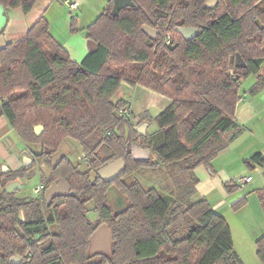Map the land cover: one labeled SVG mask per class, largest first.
I'll return each mask as SVG.
<instances>
[{"label":"trees","instance_id":"obj_1","mask_svg":"<svg viewBox=\"0 0 264 264\" xmlns=\"http://www.w3.org/2000/svg\"><path fill=\"white\" fill-rule=\"evenodd\" d=\"M38 1L0 0V5L27 14ZM208 1L133 0L134 7L113 16L114 0H109L87 28L97 48L81 63L53 38L45 18L0 50V119L22 143L40 147L30 148L29 166L0 168V264H244L228 222L208 200L193 202L182 193L125 182L140 170L173 166L188 176L190 186L184 189L193 195L199 183L195 169L212 171L218 152L242 132L236 120L241 81L257 75L251 92L264 88V0H218L212 9ZM144 26L157 34L148 35ZM178 27L198 28L199 34L186 41ZM70 31H79L77 20ZM122 83L171 100L151 120L155 134H139L129 103L115 99ZM39 126L44 130L37 134ZM67 138L79 143L87 170L67 156L54 160ZM212 142L211 151L203 153ZM137 143L154 157L138 158ZM120 159L126 170L118 179L105 183L98 177V170ZM245 164L252 171L263 167L264 156L257 153ZM39 165L49 171L39 196L5 191L11 182L32 177ZM59 179L71 192L48 203L46 191ZM112 186L128 202L119 213L108 200ZM239 187L225 184L228 194ZM256 193L264 208V188ZM89 203L96 220L89 216ZM247 203L245 196L232 210ZM103 224L113 235L112 255L92 256L89 238ZM256 248L264 263V236ZM13 258L22 260L12 263Z\"/></svg>","mask_w":264,"mask_h":264},{"label":"crops","instance_id":"obj_2","mask_svg":"<svg viewBox=\"0 0 264 264\" xmlns=\"http://www.w3.org/2000/svg\"><path fill=\"white\" fill-rule=\"evenodd\" d=\"M108 2L109 0H39L27 14L24 13L22 9H5L7 23L0 31V50L12 42L23 39L39 19L45 18L49 22V30L53 38L63 46L74 61L81 63L91 52L96 50L91 48V42L87 38V28L101 16ZM73 3L78 4L76 9L70 7ZM74 19L78 22L79 32L72 34L70 31L71 21ZM251 77H254L255 82H257V75ZM262 92L264 93V89ZM115 99H123L129 103L130 111L128 112L135 117L134 124L136 129L147 124L145 135H153L158 131L156 123L151 120L158 116L171 103V100L165 96L144 87H132L126 83H122L120 89L116 93ZM258 107L259 112L255 114V116L263 121L264 106L259 105ZM243 117L244 114H236V120L239 124ZM243 135L244 131H242L234 141L228 143L224 149L218 152L216 159L212 162V171L205 166L196 168L194 174L199 183L195 187V192L190 196L188 191L182 189V197H180H188L193 202L201 199L208 200L214 211L222 215L228 222L232 232L234 249L243 263L249 264V262H251L255 264L258 260L256 242L264 236V225H257V223H252L250 220L245 221L242 218L246 216L248 212L249 201L246 207L238 212H234L232 206L244 198L246 194L242 190L228 194L225 189L226 183L241 178L238 177L240 172L232 170V166L235 163L239 161L244 170L243 166L247 167L245 163L253 155L261 153L264 156V149L262 148L249 149L248 152H246V144H241V137H243ZM230 136L231 134L229 133L225 137V141H227ZM211 144H213V142ZM29 152L30 155L26 154ZM140 153L144 155L146 152L142 150ZM31 161V150L25 148L8 121L4 118L0 119L1 170L4 171L9 168L18 170L22 167L29 166ZM160 168L163 169L165 166L162 165ZM244 171L241 174H243ZM253 171L264 175V166H256ZM261 174L260 176H262ZM19 182L23 188L25 181L21 180ZM253 182L254 179L251 183ZM41 184L42 182L37 186ZM159 191L173 196L179 193L174 189L170 191L166 190L165 192L163 187H160ZM230 218H237L236 224L233 225Z\"/></svg>","mask_w":264,"mask_h":264},{"label":"rangeland","instance_id":"obj_3","mask_svg":"<svg viewBox=\"0 0 264 264\" xmlns=\"http://www.w3.org/2000/svg\"><path fill=\"white\" fill-rule=\"evenodd\" d=\"M72 22V21H71ZM79 28V25H78ZM79 32V31H78ZM71 57V56H70ZM73 60V58H71ZM258 82V81H257ZM254 77H250L246 80L241 81L240 86V93L243 97L241 101L238 104L236 114H244L243 119L240 120V126L242 127V131H244L243 137H241L242 145H245L246 152H248L249 149H258L262 148L264 149V123L261 119L257 118L255 114H258L259 112V105L264 106V93L261 89L257 91V93H252L251 90L253 86L256 85ZM44 130V127H43ZM253 133V134H252ZM248 142V144H247ZM25 148H40V147H30L27 144H24ZM213 144H207L202 152L208 153L211 151L212 147H214ZM134 154L140 157L141 159H148V157H154L152 153L142 147L137 143L134 145ZM141 150V151H140ZM142 150H144V155H142ZM140 151V152H139ZM28 152V151H27ZM250 153V152H249ZM30 155L29 153H26ZM142 155V156H140ZM63 156L69 157L72 161L75 162L79 166V168L83 171L87 170V164L85 161V155L83 154L82 148L80 147L79 143L76 141L67 138L63 141L59 152L54 156V160L57 161ZM243 157V156H242ZM235 161V160H234ZM244 170L242 169V164L235 163L232 166V170L235 172H240V175L238 177L242 176H252L254 179V182L250 185H247L246 187L240 186L239 189L236 191H243L247 197V200L249 203V209L246 214V216H243L242 218L245 221L250 220L252 223H257V225H264V208L260 202L259 196L256 193L255 189H261L264 188V175L261 173H256L252 170H250L248 167L243 166ZM178 169L176 167L170 166L168 168H160L157 170L153 169H143L138 171V173H134L133 175H130L126 177L125 182L127 184H132L134 182H139L141 185H143L145 188H157L158 190L160 187H163L166 190L174 189L175 191L181 193L183 191L182 189L188 188L189 185V178L186 175H182L177 171ZM244 171L243 174H241ZM33 176L23 178L22 180L25 181V185L22 189L19 190L20 197H26L31 198L35 197L33 194V188L37 186L42 181L43 175H48L49 171L48 168L45 165H39L32 169ZM260 174L262 176H260ZM238 182V180H237ZM236 183V182H234ZM177 193V194H179ZM108 200L110 202V205L112 207L113 213H119L127 208L128 202L126 197L116 188V186H112L107 193ZM248 205V203H247ZM246 205V206H247ZM245 206V207H246ZM89 211V216L92 220H96L97 216L92 211L94 208L93 203H89L87 205ZM243 209V208H242ZM240 211V210H239ZM238 212V211H237ZM231 222L236 224L237 218L232 219L230 218ZM258 258V257H257ZM97 260V259H96ZM259 260V259H258ZM255 264H264L260 260ZM249 264H253L249 262Z\"/></svg>","mask_w":264,"mask_h":264},{"label":"water","instance_id":"obj_4","mask_svg":"<svg viewBox=\"0 0 264 264\" xmlns=\"http://www.w3.org/2000/svg\"><path fill=\"white\" fill-rule=\"evenodd\" d=\"M218 0H209L207 2L208 8H213L217 4ZM135 3L133 0H114V6L112 15L116 16L122 9L134 7ZM7 23V17L5 15V8L0 5V31L4 28ZM144 31L150 35L155 36L157 31L154 29L144 26ZM176 32L179 33L186 41H189L194 35H196L199 30L191 27H178ZM91 48L96 49L97 44L91 42ZM234 71L231 70L230 73ZM264 73V66H263ZM147 124L142 125L137 128V132L141 135H145ZM43 131V127H36L37 134H40ZM126 170V165L124 160H116L102 167L97 171L98 177L103 180L105 183H112L118 179ZM22 188V185L19 181L11 182L6 187L5 191L8 193H13ZM70 188L63 179L56 180L46 191L47 202L50 203L55 197L68 196L70 194ZM90 241V254L96 252H101L109 256L112 255V245L114 242L113 235L111 230L106 224L101 225L89 238ZM21 258H13L12 263L21 262Z\"/></svg>","mask_w":264,"mask_h":264},{"label":"built area","instance_id":"obj_5","mask_svg":"<svg viewBox=\"0 0 264 264\" xmlns=\"http://www.w3.org/2000/svg\"><path fill=\"white\" fill-rule=\"evenodd\" d=\"M77 6H78L77 3H73V4H71L70 7L72 9H76ZM170 38H171V36L168 35V39H170ZM127 113H128L127 111H123L122 112V114H127ZM237 180H238V182H237ZM237 180L233 181V182H236V184L239 185V186L245 187L247 184H249V183H251L253 181V177L252 176H245V177L238 178ZM43 189H44V185L43 184L34 187L33 188L34 196H36V197L39 196L42 193Z\"/></svg>","mask_w":264,"mask_h":264},{"label":"flooded vegetation","instance_id":"obj_6","mask_svg":"<svg viewBox=\"0 0 264 264\" xmlns=\"http://www.w3.org/2000/svg\"><path fill=\"white\" fill-rule=\"evenodd\" d=\"M218 2V1H217ZM207 4V3H206ZM217 5V4H216ZM215 5V6H216ZM207 6V5H206ZM214 8V7H213ZM210 9H212V8H210ZM191 28H194V27H191ZM196 29H198V28H196ZM199 30V29H198ZM198 34H199V32L196 34V35H194L189 41H191V40H194V39H196V37L198 36ZM171 42V38L170 39H168V37H167V44H169ZM240 59L238 58L237 59V65L239 66V63H240ZM242 67H245V64L244 63H242V65H241ZM264 66V65H263ZM257 81H258V79H257ZM21 181V180H20ZM44 185V184H43ZM22 189V188H21ZM20 190V189H19ZM19 190L18 191H16V192H18L19 193ZM36 197V196H35ZM97 253H99V252H96V253H94V254H91L92 256H95V254H97Z\"/></svg>","mask_w":264,"mask_h":264}]
</instances>
